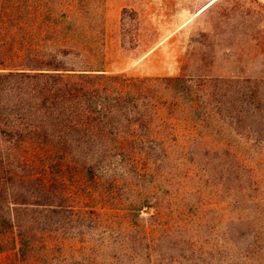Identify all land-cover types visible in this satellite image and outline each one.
I'll return each mask as SVG.
<instances>
[{
    "label": "rangeland",
    "instance_id": "obj_1",
    "mask_svg": "<svg viewBox=\"0 0 264 264\" xmlns=\"http://www.w3.org/2000/svg\"><path fill=\"white\" fill-rule=\"evenodd\" d=\"M22 1L95 26L85 36L107 74L221 79L226 108L248 81L264 97V0ZM166 98L153 130L163 151H128L97 185L66 169L69 198L20 212L32 257L6 253L0 264H264V100L205 128L189 101Z\"/></svg>",
    "mask_w": 264,
    "mask_h": 264
},
{
    "label": "trees",
    "instance_id": "obj_2",
    "mask_svg": "<svg viewBox=\"0 0 264 264\" xmlns=\"http://www.w3.org/2000/svg\"><path fill=\"white\" fill-rule=\"evenodd\" d=\"M55 9L0 0V256L10 253L19 262L34 251V230L20 212L69 198L66 169L79 167L97 185L104 168L127 162L128 151H163L153 135L161 100L189 101L205 128L221 124L233 105L238 115L240 102L259 107L264 100L255 81L227 95L226 108L221 79L212 85L194 77L107 74L104 56L85 36L95 26ZM130 26L134 42L139 23ZM244 106L240 113L247 115ZM148 207L139 204L138 212Z\"/></svg>",
    "mask_w": 264,
    "mask_h": 264
}]
</instances>
